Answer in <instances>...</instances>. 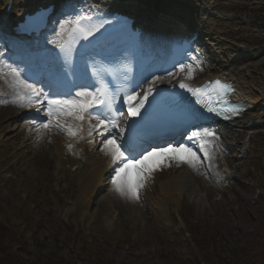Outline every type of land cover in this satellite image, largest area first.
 I'll use <instances>...</instances> for the list:
<instances>
[{
  "label": "rangeland",
  "instance_id": "374dc122",
  "mask_svg": "<svg viewBox=\"0 0 264 264\" xmlns=\"http://www.w3.org/2000/svg\"><path fill=\"white\" fill-rule=\"evenodd\" d=\"M185 1L190 7L202 4V20L211 34L203 38L204 46L193 55L192 63L177 68L186 69L185 76L193 71L203 77L229 70L227 63L232 61L231 69H236L248 86L264 89V0ZM5 2L0 0V11ZM174 3L178 2L158 0L152 6L169 10ZM0 46L5 48L4 43ZM212 56L218 57L222 68L213 70L214 63L207 64ZM6 65L0 62L4 70L0 73V89L4 92L8 80L13 81ZM210 68V72H202ZM13 108L0 100V222L7 224L14 217L23 242L22 247L14 246L19 261L13 264H264V125L253 131L248 144L244 132L241 147L229 154L233 175L230 184L221 183L210 200L205 191L199 190L210 212L209 221L201 219L196 200L188 194L171 201V208L164 205L163 212H157L152 205L162 197L160 189L152 186L155 192L143 190L150 177L139 190L143 218H125L118 212L107 214L100 202L107 191L97 193L99 182L83 177L79 166L84 161L81 142L69 140L67 145L65 141L59 145L57 139L65 136V127L53 128L55 122L48 128L41 127L48 121L46 104H25L20 112ZM74 121L61 118L60 124L73 127ZM106 132L102 128L96 131L98 137H89L93 140L84 153L103 159L100 151L111 139ZM115 136L118 140L121 135ZM28 137H33L29 143ZM215 148L213 145V151ZM245 148L247 153L240 158ZM216 161L222 163L219 156ZM92 168L90 165L85 171ZM191 180L198 186L194 178ZM110 181L102 183L103 189H108L104 183ZM236 193L249 196V203L242 205ZM211 200L220 206L213 208Z\"/></svg>",
  "mask_w": 264,
  "mask_h": 264
},
{
  "label": "bare ground",
  "instance_id": "6f19581e",
  "mask_svg": "<svg viewBox=\"0 0 264 264\" xmlns=\"http://www.w3.org/2000/svg\"><path fill=\"white\" fill-rule=\"evenodd\" d=\"M116 1L117 0H71L70 2H65L64 4L61 3L59 5L58 0H6V2L3 4V10L0 11V16L2 15L1 17L5 18L4 23H2L3 25H1V30L4 33L12 34L11 39H9V41L11 42L14 36L17 33L19 34L20 31L16 32V30L20 28L29 12H35L40 7H43L45 9L48 7H54V9L58 10V13H62L64 16L62 20H58V32L53 39L55 43H53L52 41L50 44L42 46L43 43L41 42V46L39 45L40 47L38 48H35L34 43H31L28 45L25 51L28 53V60L30 62L34 60L35 56L37 58L39 55L40 51H38L37 53H35V51L41 50L42 48L43 51H45L47 55L52 58L55 55L56 51L60 48L61 44H64L68 37L67 34H65L63 39L59 38L58 36V33L60 32V25L64 22L65 19L71 18L74 15L81 13L84 15L92 16L98 13L114 11L115 7H117ZM123 1L127 2L126 5L128 4V7H130L131 2H134L133 4L136 5L139 4L138 0ZM176 1L178 3H174V5L171 6L172 8H170L169 10H162L164 12H162V15H160L161 12L159 10L154 9L151 14L143 18L138 24L140 27L144 28L146 37L150 39V42L154 46H156V52L158 50H162L165 45L171 46L175 42L177 43L176 36L178 35L182 36V38L187 41H191V39L196 36L201 41L204 38L203 31L207 32V35L211 34V32L206 29V24L202 20V4L196 5V7H190L185 0ZM9 4L12 6V9L8 14L7 7ZM142 4H146V6L150 8L152 7V4L150 2H148L147 5V3H144L142 1ZM130 10H133V8L130 7ZM52 23H54V21ZM12 44L10 43V45ZM32 55H34V57H32ZM6 57L9 58L12 57V55L8 52ZM217 60V56H212V59H210L207 64L214 63L212 64L215 66L213 70H218L221 65L217 63ZM162 61L163 60H158V66H161ZM215 63H217V66L215 65ZM227 64H230V66H228L229 70H224L223 72H220V74L216 75L212 74V76L206 75L201 77L199 74L192 71L190 79L189 74L186 76H181L177 79H173V77H175L177 74H171L170 76L163 78L159 75L164 71H157L154 67H149L142 76V79L146 81V83L142 85L143 90L148 89V87L152 84V81L156 79V76L160 79L156 81L154 85L155 89L180 85L181 83L187 84L189 87L196 88L202 87L203 85L214 82L216 80H224L236 87L235 98L236 100L242 102L246 107V111L239 118H236L224 125L225 129L223 130V133L220 132L218 134V138H216L214 135H205V131L201 133L202 139L207 142L206 150L208 155L204 154V150L200 148L199 143H197L196 140H189L194 141V144H191L190 142L185 143L192 147L200 156V163L196 168H193L187 163L170 161L167 166L162 164L158 170L152 173L147 188L143 190L145 192H155L153 187L155 189H160L163 196L161 198H156L152 205L157 212H163V208L165 207L164 205L171 208V201L177 202L180 197L184 198L187 194H189L190 199H195L197 202V205L200 209V215L203 216L201 217V219L204 218L205 221H209L208 216L210 212L208 211L205 203L202 202L199 190H202L201 192L205 191L207 193V197H209L210 200L214 193L213 190H218L220 186L219 183L230 184L233 175L230 172L229 167L230 165H232L229 154H232L237 148L241 147L240 138L242 134H244V132L247 131V135L250 136L251 140L253 138V131L264 125V89H253L248 86L245 80L240 78L239 73H235L236 69H231V65H233L234 63L232 61H229ZM49 69L50 71L48 72V74L50 76L56 74V72H53V64L49 67ZM20 70L21 73L25 71L22 66L20 67ZM211 70L212 69L210 68L205 71L202 70V72H210ZM51 71L53 72V74L51 73ZM182 72L184 71H180V73ZM7 88L8 91L13 95H9L5 100L1 99V102L8 106H14L15 108L13 109L20 112L21 107L24 109L26 103L25 101L20 100L19 96L25 95L26 90L22 91L16 84L12 82V80L9 81ZM1 92L3 91L0 90V93ZM50 95L55 96L51 93ZM43 104L47 105V102L44 101ZM97 109L91 110L92 115L98 113ZM91 116H86V119L82 122L74 121L73 123H71L72 125L75 123V128L79 126L80 130L75 136H70L66 131V133H64L65 136L57 139V144L62 145L65 141V145H67L69 143V140H78L79 142H81L80 148H84V151H88L90 148L87 149L89 147L87 145H90L93 140L88 136L98 137L99 135L96 134V131H100L102 129H92L91 125L99 124V122H96ZM118 124V128L112 129L111 132L107 131V136L113 137L114 135L112 132L115 130H117L116 132L118 133L122 131V128L120 129V127L122 126L121 122L118 121ZM56 127L58 126H53V128ZM27 132L28 131H26L25 133ZM30 133L31 131L28 132V134ZM26 139L29 143L33 139V137H28ZM118 142L121 144L122 148L127 149V144H125V129L123 130L121 137L118 138ZM179 143H184V141L180 140ZM213 145L217 146L215 151H213ZM92 150L95 149L93 148ZM246 152L247 149L245 148L244 150H241L240 154L242 155ZM102 154L103 159L101 160L96 159L94 155H89L84 159V161H82V164L79 165L84 171V178L88 176L93 183L96 182L97 184V182H99L100 185H98L97 187V193L103 190L102 183L106 181L104 180L106 176L113 174L115 169L118 167V164H114L111 156L107 153L105 144ZM217 155L225 157V160H222V165L217 163ZM106 159H108V161ZM90 165L93 168L88 172L85 171V169ZM219 167H221V169L217 174H210V172L217 171ZM171 174L172 176H170ZM114 177L115 176L113 175L110 176V178L112 179V185L107 190L106 196L101 198L100 200V202L105 205L107 214L113 211V214L118 212L120 217L129 218L131 216H134L143 218V211L138 205V199H134L128 195H121V193L116 190V185L113 183ZM191 178H194L198 182V186L195 185ZM105 184L107 183H104V185ZM230 188L233 191V188ZM94 192L95 188L91 192L90 196H93ZM223 193H225V191ZM235 195H237L236 198L242 205H247L249 203V196H244L241 193H236ZM85 198H87L86 193ZM81 202H83V200H81ZM224 203L226 204V202ZM210 205L213 208L220 206L219 202H215L213 200H211Z\"/></svg>",
  "mask_w": 264,
  "mask_h": 264
},
{
  "label": "snow or ice",
  "instance_id": "6c2138e0",
  "mask_svg": "<svg viewBox=\"0 0 264 264\" xmlns=\"http://www.w3.org/2000/svg\"><path fill=\"white\" fill-rule=\"evenodd\" d=\"M103 26V21L94 23L90 15L81 13L65 19L60 25L58 36L63 39L65 34H67L72 44H75L80 40H88L90 37H93ZM60 51L63 53L65 62L67 63L72 59L75 50L71 46L65 47L61 44ZM6 67L8 69L7 75L12 77L15 84L22 91L26 90L25 95L19 96L20 100L25 101L26 105L47 102L48 121L42 124L41 127L48 128L55 122L56 126L65 127V130L70 136H75L80 130L79 126L73 128L67 125H61L60 119L72 118L75 121L82 122L86 119V116L92 115V109L97 108L101 109L100 113L95 117L99 121V124L91 125L93 130L103 128L111 132L112 129L119 127L118 115L114 114L109 117L104 114V110L108 113H114L113 104L116 102L115 97L109 95V90L106 86L95 87L93 90L82 88L75 92L72 98H50L47 93L35 88L33 84L28 83L26 79L22 78L20 69L12 67L11 65H6ZM180 70L184 71V68L181 67ZM3 71V69H0V73H3ZM190 78L191 71H189ZM159 79V77H156L152 81V84L142 97H139V94L135 92L125 94L124 101L128 105L129 115H140V109L144 107L149 95L155 91L154 85ZM216 84L221 89H227V86L221 85L219 81ZM179 87L186 89L193 95H197L200 91L199 89H192L184 83H181ZM223 103L225 106L218 112L213 107H208V111L217 112L218 115H223L225 118H229V114L237 115L241 111L236 106L228 105L227 101ZM102 116L104 118H101ZM205 135H214V133L205 131ZM187 138L188 140H196L200 148L204 150V154L208 155L206 150L207 142L202 139L200 131H193ZM105 148L111 156L113 163L118 164L113 179L116 190L121 195H128L134 199H139V190L145 186V182L150 175L158 170L162 164L167 166L170 161H177L187 163L193 168H196L200 163V156L192 147L185 143H167L162 146H153L139 155H135L128 149L122 148L117 138L113 136L111 139L106 140Z\"/></svg>",
  "mask_w": 264,
  "mask_h": 264
},
{
  "label": "trees",
  "instance_id": "16d2710c",
  "mask_svg": "<svg viewBox=\"0 0 264 264\" xmlns=\"http://www.w3.org/2000/svg\"><path fill=\"white\" fill-rule=\"evenodd\" d=\"M16 244L22 246L23 242H21L19 231L15 226L14 217H12L7 224L0 222V264H13L19 261V258L16 257L13 251Z\"/></svg>",
  "mask_w": 264,
  "mask_h": 264
}]
</instances>
